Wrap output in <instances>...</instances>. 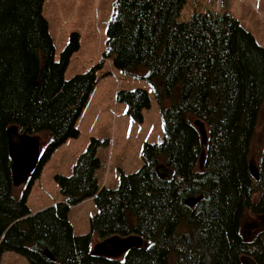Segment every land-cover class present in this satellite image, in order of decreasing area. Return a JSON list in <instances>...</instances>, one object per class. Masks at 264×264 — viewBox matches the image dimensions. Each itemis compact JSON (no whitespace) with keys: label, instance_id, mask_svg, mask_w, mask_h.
I'll use <instances>...</instances> for the list:
<instances>
[{"label":"trees","instance_id":"trees-1","mask_svg":"<svg viewBox=\"0 0 264 264\" xmlns=\"http://www.w3.org/2000/svg\"><path fill=\"white\" fill-rule=\"evenodd\" d=\"M185 1L113 0L102 54L150 84L164 122L162 141H144L140 168L121 173L111 189L98 182L100 141L90 137L72 174L54 175L65 200L32 212L26 201L31 185L53 151L79 135L76 122L97 83L98 65L65 78L79 34L70 33L57 60L43 0H0V256L15 251L31 264H242L248 255L264 264V227L250 240L241 232L245 211L264 216V146L255 162L258 178L250 172L264 100V47L228 14L194 13L178 21ZM139 66L146 72L139 74ZM116 100L138 122L151 102L143 88L118 90ZM196 118L208 135L202 167ZM11 125L30 135L45 131L48 138L20 198L12 195ZM160 165L171 170L170 178L160 176ZM199 195L194 206L185 204ZM91 197L98 207L91 232L76 235L70 206ZM92 232L100 240L139 235L144 244L117 258L95 255Z\"/></svg>","mask_w":264,"mask_h":264},{"label":"rangeland","instance_id":"rangeland-1","mask_svg":"<svg viewBox=\"0 0 264 264\" xmlns=\"http://www.w3.org/2000/svg\"><path fill=\"white\" fill-rule=\"evenodd\" d=\"M113 10V0H43L42 12L48 22V30L55 46V59L68 42L71 32L79 34V48L70 57L65 69V78L85 72L93 66L97 83L81 112L77 127L79 135L59 145L42 165L40 175L34 179L27 194V205L32 212L65 198L54 179L55 174L71 175L77 156L90 137L100 143L96 150L99 166L95 174L101 186L115 189L121 173L137 171L141 164V148L144 141L159 143L163 139L164 122L150 84L142 77L125 74L114 67L110 59L103 58L106 46V30ZM217 12L236 18L239 24L251 32L255 40L264 47V0H186L178 21L190 19L194 13ZM146 69L139 66L138 73ZM146 89L150 106L143 110V120L138 122L128 113V105L116 100L118 90ZM264 100L257 114L251 139V163L264 146ZM41 147L48 140L46 132L38 133ZM25 182L13 186L12 195L20 198ZM257 195L253 196L255 200ZM98 211L93 198H87L70 206L68 218L76 235L91 232L90 217ZM70 222V223H71ZM258 222L260 228L246 229L243 226ZM71 224V225H72ZM264 227V216H254L245 211L241 219V232H249L252 239ZM100 241L92 232L90 252H94ZM149 244V242H147ZM0 264H31L27 258L15 251L1 253Z\"/></svg>","mask_w":264,"mask_h":264},{"label":"water","instance_id":"water-1","mask_svg":"<svg viewBox=\"0 0 264 264\" xmlns=\"http://www.w3.org/2000/svg\"><path fill=\"white\" fill-rule=\"evenodd\" d=\"M194 125L198 128L201 137V153L199 156V166L202 167L205 150L207 145V129L205 123L200 119L196 118L193 121ZM8 151L11 159V176L13 186H18L23 182H26L30 177L31 173L35 170L38 165L40 157V139L37 135H30L28 133L21 132L17 125H11L6 130ZM163 169V173L160 175L164 179H168L171 176V170L163 165L158 166ZM251 174L257 179L258 170L255 164L250 165ZM199 196H189L185 199V204L189 207L194 206L200 199ZM246 229L256 228L257 223L251 222L243 226ZM245 236L249 232H244ZM144 240L139 235H111L96 244L94 252H90L95 255H102L111 258H117L124 255L128 250L132 248L142 247ZM44 254L50 259L55 260L54 256L47 249H44ZM242 264H256V262L248 255L241 257Z\"/></svg>","mask_w":264,"mask_h":264},{"label":"crops","instance_id":"crops-1","mask_svg":"<svg viewBox=\"0 0 264 264\" xmlns=\"http://www.w3.org/2000/svg\"><path fill=\"white\" fill-rule=\"evenodd\" d=\"M79 119V118H78ZM78 119H77V122H78ZM77 122H76V124H77ZM66 141H68V139L66 140ZM63 200H65V198L63 199V198H61V200H58V201H63ZM57 202V201H56ZM53 203H55V202H53ZM70 220V219H69ZM71 222V221H70ZM71 224H72V222H71ZM72 228H73V224H72ZM74 230V229H73Z\"/></svg>","mask_w":264,"mask_h":264},{"label":"flooded vegetation","instance_id":"flooded-vegetation-1","mask_svg":"<svg viewBox=\"0 0 264 264\" xmlns=\"http://www.w3.org/2000/svg\"><path fill=\"white\" fill-rule=\"evenodd\" d=\"M259 217H262V216H259ZM257 223V227L256 228H260V224L258 222H255Z\"/></svg>","mask_w":264,"mask_h":264}]
</instances>
